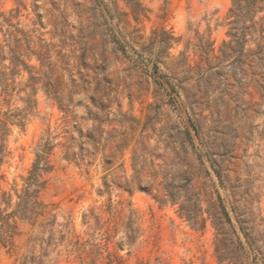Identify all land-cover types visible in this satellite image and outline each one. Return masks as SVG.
I'll use <instances>...</instances> for the list:
<instances>
[{
    "label": "rangeland",
    "instance_id": "rangeland-1",
    "mask_svg": "<svg viewBox=\"0 0 264 264\" xmlns=\"http://www.w3.org/2000/svg\"><path fill=\"white\" fill-rule=\"evenodd\" d=\"M113 2L0 0V146L6 148L0 188L22 185L36 144L48 130L63 141L66 128L78 137L73 125L80 127V140L92 153L91 163L83 165L66 161L62 148L55 149V168L40 193L46 212L35 225H21L14 248L1 252L0 264H264L259 61L250 67L246 48L237 47L236 61L227 64L230 76L216 82L208 92L210 105L201 102L193 115L184 103L195 86L190 71L181 75L180 94H167L171 64L181 51L191 66H205L193 47L199 35L219 55L228 40L225 17L231 0H141L146 16L137 23L129 16L127 27L119 13L128 8L123 0ZM106 5L119 12L117 17L106 13ZM133 27L142 36L137 44L131 41ZM162 30L179 39L156 75L167 92L153 81L156 45L147 50ZM15 45L21 51L29 45L48 57L59 88L63 83L78 92L71 104L73 120L40 83L36 108L26 114L29 74L10 75ZM21 58L39 73L46 70L36 56ZM91 96L108 105L99 131L90 114L98 110ZM212 105L229 119L214 124ZM5 114L11 115L7 137ZM190 114L198 120L201 139L190 126ZM90 135L99 141L95 148ZM213 137L215 150L209 153ZM53 218L54 226L47 227Z\"/></svg>",
    "mask_w": 264,
    "mask_h": 264
},
{
    "label": "trees",
    "instance_id": "trees-1",
    "mask_svg": "<svg viewBox=\"0 0 264 264\" xmlns=\"http://www.w3.org/2000/svg\"><path fill=\"white\" fill-rule=\"evenodd\" d=\"M128 12H117L113 10L112 7L106 5L105 11L111 17H117V13L124 16L123 23L130 26V21L128 17L130 16L134 22H138L141 16H146L147 9L143 6L141 0H123ZM109 3H114L113 0H109ZM225 19L228 30L226 35L228 40L222 42L219 55L214 54V48L211 41L204 39L203 36H198L196 42L193 44L194 49L199 53L202 60H204L205 66H191L189 64V56L186 55L185 51L179 53L178 59L171 64L170 72L172 76H168V87L170 92L167 93L169 96L174 94H180L183 90L182 87V73L190 71L194 78H189L195 86L188 90V93L184 96V103L187 105L188 110L191 114L196 110H199V105L201 102L205 101L207 105H210L212 99L209 97V91L216 84L220 82L221 78H226L230 76L228 74L227 64H232L236 61L238 57L237 47L241 49L246 48L245 56L249 62L250 67H255L252 65L255 59L259 61L257 68L261 72V80L258 83L259 88L264 93V0H231V6L228 9ZM139 29L134 28L132 32L131 41L137 44L142 36L138 33ZM129 33V34H130ZM179 41L178 37H174L171 32L162 30L158 37H153L147 50L152 49L156 45V52L154 55L153 62V81L156 85L164 88L163 83L156 76L159 70L160 64L165 63V59L172 57L169 50ZM17 42V41H16ZM16 46V56L11 60L13 67L11 68L10 75L15 78L20 75L21 71H27L29 74L28 82L31 92L26 96V114L33 108H36V99L34 98L37 88L36 84L40 83L41 88L44 90L48 97H51L56 101L58 108L62 111L69 121L73 120V109L71 107L74 101V95L78 94L77 91H72L67 88V85L63 84L60 80L64 89L59 88L60 83L53 77V63L48 59V57L42 55L40 52H36L30 48L29 45L25 47L24 51H21L19 45ZM247 46V47H246ZM146 48V47H145ZM242 51V50H240ZM26 56V60H29L31 56H36L37 60L40 61L41 68H46L41 73L36 71L33 65H29L25 59L21 56ZM217 63L216 65H212ZM235 68V66H234ZM197 71H194V70ZM227 69V70H226ZM236 69V68H235ZM41 71V70H40ZM40 74V75H39ZM181 78L177 79V77ZM72 83L75 81L71 78ZM181 82V83H180ZM5 89L8 87V83L4 85ZM77 87V86H76ZM166 90V89H165ZM172 91V92H171ZM167 92V90H166ZM33 97V98H32ZM92 103L98 110L91 112V118L98 123L96 126V131L100 130V125L104 122L101 113L108 110V105L104 104L102 98H96L94 96L90 97ZM197 98V100H196ZM200 98V99H199ZM210 115L215 116L212 122L214 124H219L227 121L229 118L220 113V111L212 105L209 108ZM189 123L194 131V134L200 137L198 120L191 116ZM6 121L3 122L4 136L7 137L10 134V128L8 126V118L11 115L5 114ZM25 117L21 116L20 120ZM19 120V121H20ZM22 125V123L20 124ZM77 132L78 137H75L70 133L69 129L64 130L63 141H57V135H52L48 130L41 137L36 144L34 149V159L30 168L27 170L26 175L21 177L22 185L17 187L14 184L10 189L0 188V254L2 251L10 252L14 248L15 237L20 233L21 225L24 223H29L30 225H35L38 218L43 216L46 212V204L41 200L40 193L47 185V175L50 174L54 168L55 163L52 160V155L55 153L57 147L62 148V157L66 161H74L79 164L88 165L91 163V154L88 148L84 147V143L80 140L83 136L82 129L73 125ZM214 132V131H213ZM184 134L186 138L193 142V136L189 130H185ZM213 136L215 137L214 133ZM214 137L207 145V150L209 153L214 151ZM90 142L95 148L98 144V139L95 135L89 136ZM6 148L3 145L0 146V169L5 157ZM212 167L216 172L219 180H222V175L216 161L209 157ZM3 174L0 171V181L3 179ZM168 177L165 175L164 180ZM106 185L107 183L104 182ZM165 196L171 197V192L169 189L164 187ZM182 210H184L182 208ZM185 212V211H183ZM187 215V213H185ZM55 218L47 222V227L52 228L54 226Z\"/></svg>",
    "mask_w": 264,
    "mask_h": 264
}]
</instances>
